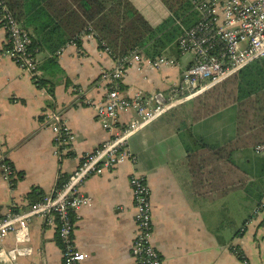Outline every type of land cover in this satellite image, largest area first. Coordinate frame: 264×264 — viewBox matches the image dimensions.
Here are the masks:
<instances>
[{
	"label": "crops",
	"instance_id": "obj_1",
	"mask_svg": "<svg viewBox=\"0 0 264 264\" xmlns=\"http://www.w3.org/2000/svg\"><path fill=\"white\" fill-rule=\"evenodd\" d=\"M130 1L152 26L170 14L161 0ZM80 36V44L68 43L57 55L56 66L38 69L39 77L52 80L53 93L48 91V84H35L33 77L9 56L0 55V219L9 210L21 212L52 191L76 168L83 154L125 126L134 113H120L111 130L96 120L94 104L106 92L102 73L112 69L115 61L99 47L94 36ZM3 40L0 28V50ZM164 54L173 57L177 65L159 69L130 65L121 79L123 92L132 95L140 90L147 95H168L172 87L178 86L191 54L186 62L176 46L167 48ZM36 56L43 64L47 53L41 50ZM191 99L130 136L128 145L134 161L126 160L110 171L92 175L81 185V192L92 200L91 205L75 210L73 240L86 255L83 264H134L130 245L137 228L129 185L133 173L144 177L150 188V240L164 264H264V211L245 224L257 205L246 198L244 189L215 197L197 193L184 146L191 142L188 134L208 143H236L237 107L231 104L193 120ZM234 106V110H229ZM51 109L61 112L75 136L72 152L60 159L53 154V134L45 124L46 113ZM236 145L234 163L247 180L255 182L264 167V154L255 153V145ZM4 158L16 173L13 187L1 175ZM234 195L237 200L229 208L227 203ZM261 202L264 203V196ZM224 219L233 223L227 230H221ZM28 226V242L17 243L14 232L4 237L0 264H63L56 221L35 216ZM19 245L31 246L32 253H18L15 247ZM235 245L245 261L232 252L231 246Z\"/></svg>",
	"mask_w": 264,
	"mask_h": 264
},
{
	"label": "built area",
	"instance_id": "obj_2",
	"mask_svg": "<svg viewBox=\"0 0 264 264\" xmlns=\"http://www.w3.org/2000/svg\"><path fill=\"white\" fill-rule=\"evenodd\" d=\"M198 14V20L190 27L181 25L176 40L180 54H191V62L182 72L181 82L170 89L168 95L156 92L147 95L135 91L126 95L121 86L127 67L137 65L140 68L159 69L177 65L176 60L164 53L154 58L144 56L139 50L128 55L114 58L111 50L104 47L115 61L112 69L102 73L105 81V96L94 104L96 120L103 128L115 127L120 113L132 110L134 113L125 126L96 146L94 150L83 154L76 168L52 191L40 200L32 202L21 212L9 210L0 219V245L9 232H14L18 242H28L29 226L32 217L38 216L57 223V238L61 246L63 264H83L85 253L74 244L73 231L75 210L82 205H91L92 200L85 196L80 188L90 176L110 171L126 160H135L129 149V138L136 131L163 115L171 108L196 97L213 85L221 82L238 69L250 62L264 57V0H190ZM0 28L4 32L0 55H7L31 77L39 76L38 59L29 50L31 36L16 19L6 0H0ZM90 29V28H89ZM92 35L93 32L81 33ZM71 43V42H70ZM61 47L56 55L63 52ZM45 124L53 134V154L62 158L72 152L75 136L66 119L56 109L47 111ZM257 154H264V142L253 147ZM2 177L10 182L12 169L10 164L2 162ZM134 202V220L136 234L131 241L130 254L134 264H164L159 250L150 240L152 207L150 188L144 177L133 173L129 176ZM261 202L249 216L248 224L257 215L263 213ZM244 226L241 228V231ZM22 254H31V246H16ZM233 253L241 251L233 246ZM244 258V255L242 253ZM245 261V258L242 259Z\"/></svg>",
	"mask_w": 264,
	"mask_h": 264
},
{
	"label": "trees",
	"instance_id": "obj_3",
	"mask_svg": "<svg viewBox=\"0 0 264 264\" xmlns=\"http://www.w3.org/2000/svg\"><path fill=\"white\" fill-rule=\"evenodd\" d=\"M161 1L170 14L152 26L130 0H6L31 36L29 50L34 55L41 50L47 53L43 64H38L40 70L56 66V52L70 42L80 44L81 33L87 32H93L99 47H108L114 58L126 56L135 49L149 58L163 54L167 48L176 46L181 25L190 27L198 20V14L190 0ZM177 52L180 53L178 48ZM33 80L38 86L48 84V91L53 93L52 80L39 76ZM191 103L193 120L236 105L239 139L236 143L219 145L188 134L191 142H185L184 146L195 190L207 197H215L242 188L246 198L259 205L264 196V167L255 182L249 181L234 163L232 153L236 144L254 146L264 142V57L238 69L191 99ZM3 161L8 163L5 158ZM10 166L9 184L13 187L16 173ZM231 250L234 252L233 246ZM235 254L244 259L241 251Z\"/></svg>",
	"mask_w": 264,
	"mask_h": 264
},
{
	"label": "rangeland",
	"instance_id": "obj_4",
	"mask_svg": "<svg viewBox=\"0 0 264 264\" xmlns=\"http://www.w3.org/2000/svg\"><path fill=\"white\" fill-rule=\"evenodd\" d=\"M183 55H185V56H183V58H182V61L183 62H186L187 60H188V58H189V56H190V54L189 53H185V54H183ZM234 108H235V106L234 107H232V109H229V110H234ZM226 119H227V116H226ZM257 156H259L258 158H259V160H260V162H262L261 160H263L262 159V157L260 156V155H257ZM254 156H252V158H253ZM238 192H240V191H238ZM236 194H239V193H236ZM235 197L233 198V197H231L230 199H229V201H228V203H227V206L230 208L231 206H232V202L233 201H236L237 200V198H236V195H234ZM247 210H245V212H246ZM222 225H221V230H227L228 228H230V226L233 224L232 223V221L230 220H223L222 222ZM240 224H241V222H240ZM240 224H239V226H240ZM237 229V227L234 229V230H236ZM233 230V231H234Z\"/></svg>",
	"mask_w": 264,
	"mask_h": 264
}]
</instances>
